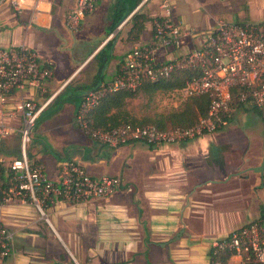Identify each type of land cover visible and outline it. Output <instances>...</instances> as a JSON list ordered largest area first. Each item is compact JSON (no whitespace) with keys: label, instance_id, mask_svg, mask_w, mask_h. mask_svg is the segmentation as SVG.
Segmentation results:
<instances>
[{"label":"crops","instance_id":"obj_1","mask_svg":"<svg viewBox=\"0 0 264 264\" xmlns=\"http://www.w3.org/2000/svg\"><path fill=\"white\" fill-rule=\"evenodd\" d=\"M213 1L173 0V17L198 31L223 19L222 14L239 23L264 18V0H237L235 9L215 7ZM98 2L73 30L65 18L75 0H22L19 11L8 2L0 4V47L23 44L40 63L51 64V76L43 82L45 95L66 83L70 87V80L80 78L79 73L96 60L86 76L90 83L74 85L67 94V88L60 91L63 102L50 115L52 121L43 118L37 123L29 145L31 160L43 165L49 180H56L63 160L76 161L92 177L120 179L118 189L105 198L47 201L43 215L18 200L3 205L1 219L13 233V252L0 264H207L212 240L224 238L264 211V140H249L236 131L238 123L231 118L219 131L160 146L132 142L112 147L91 140L73 121L82 95L111 79L130 48L150 40V21L160 13L157 5L153 14L144 15L148 20L137 19L139 31L130 15L110 40L108 52L92 57L106 42L107 27L116 17L109 8L102 12ZM135 11L142 15L139 8ZM182 42L189 49L197 39L187 36ZM71 52L79 60L76 64H71ZM39 127L43 136L33 148ZM16 146L13 134L1 150ZM261 163V173L251 170ZM227 263L238 264V257L229 256Z\"/></svg>","mask_w":264,"mask_h":264},{"label":"built area","instance_id":"obj_2","mask_svg":"<svg viewBox=\"0 0 264 264\" xmlns=\"http://www.w3.org/2000/svg\"><path fill=\"white\" fill-rule=\"evenodd\" d=\"M94 1L75 0L65 18L68 29L77 28L80 19L93 10ZM146 1L141 0L134 10ZM3 2L19 11L22 0H0V4ZM158 8L160 13L150 21V40L130 48L111 79L99 82L82 95L73 115L75 125L91 140L116 147L132 142L160 146L219 131L230 122L235 110L233 100L238 107L259 110L264 122V18L244 23L217 19L207 30L198 31L173 17V0H159ZM187 36L197 39L196 46L184 48L182 39ZM182 71L191 76L182 87L168 93L173 107L187 98H208L206 113L197 116L192 125L166 129L127 122L110 128L89 126L88 114L102 96L123 89L133 91L143 82L167 79ZM51 73V64L40 63L28 46L0 47V210L18 200L32 204L43 215L47 201L88 202L105 198L120 186L118 177H92L74 160L60 162L56 180H49L43 165L31 160L29 145L37 119L59 91L45 95L43 82ZM13 96L17 99L10 102ZM13 134L16 150H1L3 142ZM12 252L13 233L0 214V263ZM227 253L238 257V264H264V211L224 238L212 240L207 264H224L222 256Z\"/></svg>","mask_w":264,"mask_h":264},{"label":"trees","instance_id":"obj_3","mask_svg":"<svg viewBox=\"0 0 264 264\" xmlns=\"http://www.w3.org/2000/svg\"><path fill=\"white\" fill-rule=\"evenodd\" d=\"M141 0H139L140 2ZM138 2V3H139ZM137 3V4H138ZM131 9L126 11L124 14H115L116 17L113 19L111 24L107 27L106 34H110L114 28L131 12ZM133 21H135V26L137 31L141 30V21L148 20L144 15L137 14L135 11L130 16ZM139 19L138 23L136 20ZM108 39L94 54L95 57L99 53L108 52L111 43ZM191 74L186 71L178 72L177 74L156 82H143L136 90H118L109 94L102 96L98 103L90 110L88 114V123L92 129L95 128H110L121 123H131V124H151L158 129H166L172 127H187L192 125L196 117L199 115H204L206 113L208 98L205 95L191 97L183 100L177 107L173 108L170 112L165 115L159 116L158 119H147L142 121H136L132 118L129 112L126 110L127 99L133 97L137 92H141L149 97H151L155 92L169 93L183 86L184 81L189 78ZM68 83H66L60 91L67 88ZM60 91L54 96L52 101L49 103L47 108L38 117L37 122L43 118H48L55 110L59 107L61 102H63V97L60 95ZM64 92H62L63 94ZM233 107L239 108L235 100L232 101ZM256 114L260 117V111L253 109ZM230 254H224L222 256L224 264H228L227 260ZM244 264H251L250 262H245Z\"/></svg>","mask_w":264,"mask_h":264},{"label":"rangeland","instance_id":"obj_4","mask_svg":"<svg viewBox=\"0 0 264 264\" xmlns=\"http://www.w3.org/2000/svg\"><path fill=\"white\" fill-rule=\"evenodd\" d=\"M157 1L158 0H147L146 2L141 3L138 7L140 9V13L142 15H146V16H150L151 14H153L156 11V6L158 5ZM138 2H139V0H99L98 8H102L101 9L102 12L105 11L106 8H109L108 10L110 13L124 14L126 11L131 9L135 5V3H138ZM213 5L215 7H218L220 5L227 6V7L229 6V8L235 9L237 6V0H223L222 2H221V0H214ZM238 8H240V7H238ZM226 16H227L226 14H222V15H220L219 18H223V19L227 20ZM117 31H118V29H116L114 32L112 31L113 35L111 36V38L116 36ZM123 31H124V29H123ZM124 33H125V31H124ZM93 39H95V37L91 36V43L96 41V40L93 41ZM78 41L85 42V38L79 37ZM85 53H86V49L83 50L80 53V55L83 54V56H84ZM76 54H78V51L76 52ZM71 55H73V52H71ZM97 59H100V57L98 56ZM95 61L96 60H94V59L91 60V62L89 64H87V66L83 69V71L81 73H79L80 78H77V79L73 78L70 80L69 83L71 86L67 88V91L65 92L66 94L68 92H71V87H73L74 85H78L79 83H83L84 86H86L87 84L90 83L87 81L86 76H87V74H89L88 73L89 70L90 69L92 70L93 67H95ZM111 61H113V59ZM74 62L76 64L77 62H79V60L77 59V57H74V55H73V60H72L71 64ZM84 82H87V83H84ZM75 102H77V100H75ZM125 108L134 120L142 121V120H147V119L149 120L152 118L158 119L159 116L167 114L174 107L172 105L171 97H170V95H168V93L155 92L151 97H149V96H147L141 92H137L133 97L127 99ZM253 109L254 108H252V107L236 108L233 112H231L232 113L231 119H233L234 121H236L238 123V127H237L236 131L237 132L239 131L240 133L244 134L246 136V138H248L249 140L252 138H257V139L260 138L261 140H264V130H262V128H261L262 123H263V127H264V122L256 114V112ZM48 118L50 121H52V119H53V117H51V116ZM36 127H38V126L36 125ZM42 136H43V134L41 132V128L39 127L36 129V132L34 135V140H35L34 142L35 143L32 146L33 148L37 147L38 141L40 140V138Z\"/></svg>","mask_w":264,"mask_h":264},{"label":"water","instance_id":"obj_5","mask_svg":"<svg viewBox=\"0 0 264 264\" xmlns=\"http://www.w3.org/2000/svg\"><path fill=\"white\" fill-rule=\"evenodd\" d=\"M136 8V7H135ZM263 162H264V159H263ZM262 166H263V163H261L258 167H253L251 168L252 171H255V172H259L261 173L262 171Z\"/></svg>","mask_w":264,"mask_h":264}]
</instances>
